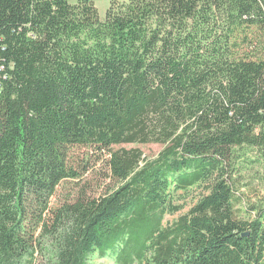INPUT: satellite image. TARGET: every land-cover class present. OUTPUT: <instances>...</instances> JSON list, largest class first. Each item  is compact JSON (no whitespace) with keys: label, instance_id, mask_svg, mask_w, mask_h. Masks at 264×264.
I'll return each mask as SVG.
<instances>
[{"label":"trees","instance_id":"trees-1","mask_svg":"<svg viewBox=\"0 0 264 264\" xmlns=\"http://www.w3.org/2000/svg\"><path fill=\"white\" fill-rule=\"evenodd\" d=\"M76 146L118 184L53 204ZM95 256L264 264V0H0V264Z\"/></svg>","mask_w":264,"mask_h":264},{"label":"rangeland","instance_id":"rangeland-1","mask_svg":"<svg viewBox=\"0 0 264 264\" xmlns=\"http://www.w3.org/2000/svg\"><path fill=\"white\" fill-rule=\"evenodd\" d=\"M80 0H69L70 3L75 4ZM97 7L100 17L104 18L107 10L113 1L124 2L127 0H91ZM122 148L131 149L139 148L144 153V156L154 158L162 149V145L157 143L148 144H131L124 143L115 145L114 150ZM109 155L107 153H100L97 150H91L89 147L76 146L71 150V163L79 173V178L63 181L57 190L56 196L52 203L71 202L78 196H100L107 193L110 189L117 186L118 182L111 178V173L108 168ZM85 168H88L87 170ZM197 195L196 191L191 192L186 198H179L177 201L183 205V208L175 214H168L165 216V225L173 223L179 216L188 212L191 207L192 200ZM93 264H116L113 258L95 256Z\"/></svg>","mask_w":264,"mask_h":264}]
</instances>
